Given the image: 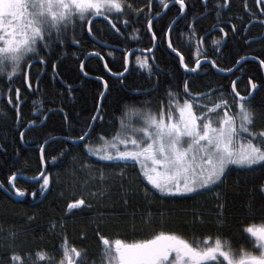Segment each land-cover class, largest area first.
Listing matches in <instances>:
<instances>
[{
    "label": "trees",
    "instance_id": "trees-1",
    "mask_svg": "<svg viewBox=\"0 0 264 264\" xmlns=\"http://www.w3.org/2000/svg\"><path fill=\"white\" fill-rule=\"evenodd\" d=\"M144 2L135 0L141 7ZM188 2L191 5L189 17L187 21L181 20L179 25L173 26L170 39L186 57L190 68L195 67L197 58V35L202 39L200 52L207 53L208 58L200 57L202 67L195 72L183 69L179 59L167 47L164 32L168 24L177 18L176 8L165 11L157 9L167 15L155 18L152 14L155 19L154 30L158 34L155 41H151V33L147 30V12L141 16L140 22L133 21L128 25L122 23L126 17H120L121 22L117 26L123 35L116 34L101 17L93 25L95 39L87 37L80 51H101L105 60L95 56L89 59L85 55L77 59L72 55L77 49L68 47L64 54L57 53L59 59L55 72L50 64H34L30 69L31 91L34 94L29 95L23 105L20 123L16 121L15 111L8 103V98L0 95V144L4 146L0 150V183L5 186L0 188V264H9L13 252L22 253L25 264H58L62 255L61 240L65 236L69 247L88 249L87 264H101L102 259L103 264H107L96 236L97 229L113 240L120 238L126 242L151 238L153 232L159 231L175 232L190 241L207 237L213 243L217 235H224L232 241L237 252L241 247L255 251L252 245L244 241L241 232L251 224L261 223L264 197L251 189L264 181V174H252L234 168L228 174L225 184L218 190L214 189L211 194L205 193L203 197L187 194L161 198L158 192L154 194L152 190L145 191L146 182H141L139 167L129 163L127 166L121 165L125 171L123 177L119 175L120 169L106 173L108 179L105 184L109 190L100 197L93 195L101 189L98 180L89 179L86 176L88 169L80 167L85 155L81 151L82 145H75L67 139L70 135L79 134L85 120L94 114L100 94L105 91L103 82L108 85L102 100L104 111L108 114L102 126L104 128L110 127L109 120L113 112L119 114V107L133 95L130 88L148 86V71L136 63L137 57L149 58L153 66L151 82L155 83L158 78L161 94L169 85L179 84L182 91L184 80L190 82L193 91L207 92L212 88L231 93L232 81H236L237 90L242 95H250L249 102L258 116L264 113V77L259 64L264 60V14L260 6L255 0H247L251 10L248 11L244 7L245 0H231V8L221 10L219 21L215 10L206 12L205 18L196 23L199 32L189 37L187 23L192 22L191 15L197 10L202 11L203 3L215 9V0ZM229 20L231 23H228ZM233 23L237 25L236 32L231 30ZM221 27L227 33L226 36L219 31ZM221 37L223 39L219 44L213 43L214 39ZM126 50L130 64L129 70L124 72L122 56ZM80 60L86 61L83 71ZM212 60L217 61L216 67L211 66ZM237 61H241L239 65ZM103 62L109 64L111 72L104 67ZM4 67L5 71L0 73V83L7 81V73L11 71V65L7 62ZM115 73H123V84ZM252 83L257 85L256 89H252ZM6 91V88H0V92ZM33 101L38 103L34 104ZM34 108L36 111H33ZM30 120L34 124L29 125ZM257 123L264 124V120L258 119ZM21 131L25 133L23 140L20 138ZM95 135L94 132L93 137ZM57 137L59 139L46 145L45 160L42 162L40 146ZM62 150L66 155L60 156ZM77 155L79 160L74 161L73 157ZM54 156L57 157L55 161L52 160ZM89 159L94 164L111 163L99 161L94 156ZM43 165L47 169L44 174L51 177L49 188L43 195L39 192L42 181L37 183L31 179L16 181V186L25 190L21 198L13 194L14 190H7L8 177L13 172L23 177L38 178ZM147 187L151 189V185ZM33 191L36 192L35 196ZM216 191L222 192L225 197L224 215L220 218L222 224L217 222L214 211L216 201L212 196ZM79 198L86 201L82 210H69L67 204ZM125 199L128 200L127 204L124 203ZM194 210L204 213L202 220L194 216ZM38 252L44 254L43 259L37 257Z\"/></svg>",
    "mask_w": 264,
    "mask_h": 264
},
{
    "label": "snow or ice",
    "instance_id": "snow-or-ice-1",
    "mask_svg": "<svg viewBox=\"0 0 264 264\" xmlns=\"http://www.w3.org/2000/svg\"><path fill=\"white\" fill-rule=\"evenodd\" d=\"M196 0H193L195 3ZM264 14V0H255ZM188 0H145L143 6L135 0H0V73L5 71V63L11 65L7 73L8 79L0 83V88L6 92L0 95L8 98V103L15 111L17 123L23 117V105L32 89L31 67L34 64L47 66L50 64L55 72L58 67L57 53L64 54L68 47H75L72 55L79 59L81 55L105 60L104 54L95 49L87 53L80 51L87 37L95 39L94 23L103 17L110 29L118 35H123L117 26L120 17H126L122 23L140 22L145 12L147 30L151 33V41L158 38L155 29V18H162V11L157 9L176 8L177 17L169 23L164 35L168 36L167 47L179 59L180 66L186 71L195 72L202 67L201 56L208 58L207 53L200 52L202 39L197 35L195 67L189 66L186 57L180 52L170 39L174 30L173 24L179 25L181 20L187 21L189 8ZM203 10H197L191 15L187 23L189 37L196 35L199 29L196 23L205 18V13L215 10L216 19L219 21L221 10L231 8V0H215V9L202 4ZM244 7L248 8L247 0ZM163 15H167L166 12ZM231 23V20L228 21ZM216 25H214L215 27ZM247 27V25H245ZM79 29V31H77ZM231 30L238 31L237 25L232 24ZM133 31H137L133 29ZM226 36L224 28L219 29ZM183 34V33H182ZM135 39V37H133ZM214 39V44L220 40ZM155 47V45H154ZM153 51V49H147ZM112 53H108L111 55ZM124 72L129 70L130 57L126 50L122 56ZM243 59V58H242ZM136 63L149 74V84L146 87H132L131 98L119 107V114L113 112L109 128L102 127L108 118L102 104L95 106V112L85 120L79 134L67 137L75 145H82L81 151L85 153L82 169H88L86 176L98 180L101 189L93 195L103 197L109 190L105 184L109 170L120 169L119 175L123 177L125 171L121 165H139L141 182H146L145 191L158 192L161 198L184 196L203 197L205 193H213L225 184L228 174L239 168L252 174H264V124L257 120H264V113L258 114L250 104V95H242L236 88V81H232L231 93L221 92L219 89L209 88L207 92L193 91L188 80L181 85H169L161 94L159 80L151 82L153 66L148 57H137ZM212 67L217 66V61H210ZM239 63V61H237ZM264 66V60L260 61ZM86 61L80 60L83 71ZM104 67L112 71L107 62ZM231 71V69H220ZM87 74V73H85ZM121 78L123 73H115ZM39 80H37V90ZM252 89L257 85L252 83ZM108 85L105 82V89ZM70 89V86H69ZM71 90V89H70ZM14 93V96H13ZM101 97L105 96L102 92ZM143 97V99H138ZM38 103V101H33ZM236 109V111H233ZM33 111H36L34 108ZM47 118V116H45ZM65 119L68 117L65 115ZM29 125L34 124L28 121ZM96 133L93 137V133ZM25 133L20 132L23 140ZM48 142L40 146L43 162L45 148ZM4 146L0 144V150ZM66 155L65 151L60 156ZM95 156L99 161L111 162L110 164H94L90 157ZM57 157H52L55 161ZM79 160V155L73 157ZM44 170L37 177H23L18 172H13L8 177V189L14 190L15 196H24L25 190L16 186L18 179H31L40 183L41 195L49 188L50 175ZM151 185V189L147 186ZM0 183V188H4ZM264 197V181L252 189ZM33 196L36 192L33 191ZM212 199L216 201L215 215L218 223L224 215L225 197L222 192L216 191ZM127 204L128 200L125 199ZM86 204L85 199H74L67 204L69 210L81 209ZM90 206V205H89ZM194 216L201 218L202 211L194 210ZM255 218V217H253ZM31 220L32 218L29 217ZM261 223L251 224L244 228L241 236L247 244L254 247L255 251H247L241 247L237 252L233 243L224 235H217L214 243L207 237L204 240L191 241L175 232H153L151 238L134 239L126 242L123 239H112L105 236L99 229L96 236L99 239L103 257L107 264H264V206L261 209ZM82 235H84L82 233ZM86 238V237H85ZM62 253L58 264H87L88 249L69 247L66 236L61 240ZM31 255V254H29ZM43 259V253L36 254ZM9 264H25L22 253L13 252ZM35 264V262H33ZM103 264V259L101 260Z\"/></svg>",
    "mask_w": 264,
    "mask_h": 264
},
{
    "label": "water",
    "instance_id": "water-1",
    "mask_svg": "<svg viewBox=\"0 0 264 264\" xmlns=\"http://www.w3.org/2000/svg\"><path fill=\"white\" fill-rule=\"evenodd\" d=\"M165 11V10H164ZM164 12H162V14H163ZM177 19V18H176ZM175 19V20H176ZM175 24H173V26H174ZM166 39H167V42H168V39H169V37L167 36L166 37ZM154 45H155V47H156V42H154ZM103 61V60H102ZM241 62V61H240ZM240 62L238 63V65L240 64ZM104 63L105 62H103V65H104ZM211 64V63H210ZM260 64V63H259ZM260 66H261V70H262V74H263V77H264V67L260 64ZM235 69V68H234ZM100 81H102V80H100ZM103 82V81H102ZM103 84H104V89H105V82H103ZM105 92H106V89H105ZM102 100H103V98L102 97H100V100H99V103L98 104H102ZM56 139H59L58 137L57 138H52V139H49L47 142L49 143L50 141H52V140H56ZM47 143V144H48ZM46 144V145H47ZM40 156H41V152H40ZM44 170H45V168H44V165H43V171L42 172H44ZM17 198H21V196H17Z\"/></svg>",
    "mask_w": 264,
    "mask_h": 264
},
{
    "label": "rangeland",
    "instance_id": "rangeland-1",
    "mask_svg": "<svg viewBox=\"0 0 264 264\" xmlns=\"http://www.w3.org/2000/svg\"><path fill=\"white\" fill-rule=\"evenodd\" d=\"M95 157V156H94ZM96 158H98V157H96ZM138 167H139V165H137Z\"/></svg>",
    "mask_w": 264,
    "mask_h": 264
},
{
    "label": "bare ground",
    "instance_id": "bare-ground-1",
    "mask_svg": "<svg viewBox=\"0 0 264 264\" xmlns=\"http://www.w3.org/2000/svg\"><path fill=\"white\" fill-rule=\"evenodd\" d=\"M104 93H105V91H104Z\"/></svg>",
    "mask_w": 264,
    "mask_h": 264
}]
</instances>
